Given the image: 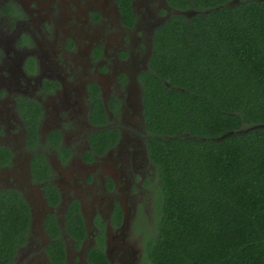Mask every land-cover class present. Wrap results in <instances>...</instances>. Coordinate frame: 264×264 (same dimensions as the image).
<instances>
[{"label": "trees", "instance_id": "16d2710c", "mask_svg": "<svg viewBox=\"0 0 264 264\" xmlns=\"http://www.w3.org/2000/svg\"><path fill=\"white\" fill-rule=\"evenodd\" d=\"M168 1L196 12L173 14L155 29L148 69L139 76L157 214L153 226L146 221L138 230V264H264V128L238 132L264 124V0ZM117 2L122 23L133 27L132 0ZM20 109L37 133L41 105L21 99ZM92 116L106 119L100 99ZM109 135L103 130L93 139ZM34 165L42 180L49 179L47 164L37 159ZM146 185L152 186L149 179ZM46 193L58 203L54 184ZM65 224L81 245L87 230L77 200ZM30 226L22 194L0 191V264L11 262ZM45 228L53 238L47 250L53 263L66 264L53 214ZM86 264H112L103 232Z\"/></svg>", "mask_w": 264, "mask_h": 264}, {"label": "flooded vegetation", "instance_id": "af4514ba", "mask_svg": "<svg viewBox=\"0 0 264 264\" xmlns=\"http://www.w3.org/2000/svg\"><path fill=\"white\" fill-rule=\"evenodd\" d=\"M141 1L132 0L136 14L133 27L122 23L117 0H86L88 8L85 10H92L89 17L94 23L104 18H113V22L116 17L131 30L140 23L137 4H143ZM154 1L161 7L153 15L145 58L131 60L130 66L134 52L127 47L116 49V59H110L107 45L100 44L99 37L92 36L86 42V49L81 50L83 55H90L93 62H99L91 69V74L75 71L70 62L78 45L76 29H64L63 25L59 28L55 13L44 11L41 14L33 0H27V4L0 0V191L17 190L31 211L26 243L16 248L9 264H54L47 251L53 241L45 228L49 214H53L60 225L66 264L72 261L69 240L74 253L79 254V264H86L88 251L102 232L105 252L112 264H127L128 254L132 255L133 264H138L139 256L136 258L137 252L134 253L129 244L139 234L138 220L145 216L141 214L143 205L136 206L139 201L131 195L129 183L137 176L129 171L136 162L138 152L133 149L138 143L146 147L148 155V131L139 76L148 69L155 29L173 14L192 16L196 12L176 9L168 0ZM74 6L83 7V2L76 0L70 9ZM83 11L82 24L87 18ZM68 20L76 23L79 18L69 15L66 22ZM104 39L110 43L112 36ZM109 72L115 74L116 84L106 86L104 78ZM117 88L120 90H115ZM96 98L104 104L106 119L95 122L92 114ZM21 99L36 101L43 109L37 121V133L31 132L21 114ZM46 100L50 104H46ZM126 103L132 107L129 114H124ZM135 107L144 120L145 143L136 122L130 119ZM103 130L110 131L106 140L93 139ZM37 159L48 165L49 179L42 180L35 172ZM148 161L151 162L149 156ZM49 183L54 184L59 193L57 204L47 196ZM125 185L128 191L119 197L116 192ZM74 200L80 204L87 230L81 245H77L65 228L66 212ZM35 209L43 210L40 218ZM36 219L38 226L34 229Z\"/></svg>", "mask_w": 264, "mask_h": 264}, {"label": "rangeland", "instance_id": "374dc122", "mask_svg": "<svg viewBox=\"0 0 264 264\" xmlns=\"http://www.w3.org/2000/svg\"><path fill=\"white\" fill-rule=\"evenodd\" d=\"M24 4H27V0H18ZM83 2V7H71V3H76V0H33V2L37 3L36 9H39L41 14L46 12H54L56 15V19L58 21V26L61 28L65 27L64 29L70 28V29H76L77 35L76 39L78 41V45L75 48V55H73V58L70 59V62L72 66L74 67V70L80 73H93L92 68L96 66L99 62H93L89 56L90 55H83L81 50L86 49V42L87 40L91 39L92 36L99 37V43L100 44H106L108 48V58L110 59H116V49H125V48H131L133 53L132 59H130V66L131 60H139L142 61L145 58V54L147 51V46L149 44V41L151 40V30L152 26L151 23L153 21V15L156 14V10L161 7L160 4H157L154 0H142L144 1L143 4L139 5L137 4V11L140 13V23L138 26H136L134 29H127L125 28L119 21L118 18L115 17L113 22L111 20L113 18H104L103 20H100L98 22L91 21V16L89 17V14L92 10H85L88 8L86 0H80ZM141 1V2H142ZM86 11L87 18H85L84 24H82L81 19L83 20L84 17L81 15L82 11ZM83 11V12H84ZM29 14V12H28ZM36 17H39L38 13L35 12ZM72 16L74 19L79 18L78 22L73 21H67L68 16ZM38 20V19H36ZM66 23V24H65ZM35 31L38 30V28L34 29ZM100 36L102 38L100 39ZM109 36H112V41L110 43L106 42V39ZM104 37V38H103ZM39 39V38H38ZM97 40V41H98ZM39 42L41 40L39 39ZM98 44V43H97ZM96 44V45H97ZM90 46V44L88 45ZM87 51V50H85ZM104 61H107L106 59H103ZM103 60L101 63L103 64ZM128 62V61H127ZM129 64V62H128ZM114 73L109 72L106 78H104V84L108 86L109 84H116L114 81ZM98 76V74H96ZM115 90H120V88H117ZM127 94V91H126ZM46 104H50L49 101H45ZM132 109L126 103V106L124 108V114H129V110ZM134 122H136L137 125V131L140 134V138H143V141L145 143V135H144V120L141 118V115L139 114V109L135 107V111L132 114V117H130ZM20 126L22 127V124L20 123ZM134 151L138 152L136 155V162L135 165L132 166V169L129 172L134 173L135 176H137L131 183H129V188L132 191L131 195L133 196V199H137L139 202L135 205L142 204L143 207L141 209V214L147 218L148 223L150 226L154 225L155 222V215L157 214V208L155 204V196L154 191L152 187L156 186L155 182V171H154V165L148 161V155L146 151V147L142 145L141 143H138L137 148L133 149ZM117 154L115 153L114 157ZM149 179L151 181V187L146 185V180ZM156 189V188H155ZM127 189V185H125L124 188L121 189V191H117L116 194L119 197H122L125 195ZM134 205V206H135ZM133 206V204H132ZM159 209V207H158ZM43 211V210H42ZM41 210L35 209L36 215L38 218L41 217ZM145 218L138 220V227L141 229H146V220ZM38 226L37 219L35 220L34 229H36ZM140 234L133 237L130 241L129 246H131L130 249L134 251V253L137 252L136 258H141L142 255V247H143V239ZM71 241L69 240L67 245L69 247L70 255L72 256L71 264H79V254L74 253L71 246ZM126 249V248H125ZM132 255L128 254V257L130 260L127 264H133L134 259H131Z\"/></svg>", "mask_w": 264, "mask_h": 264}, {"label": "water", "instance_id": "95a60500", "mask_svg": "<svg viewBox=\"0 0 264 264\" xmlns=\"http://www.w3.org/2000/svg\"><path fill=\"white\" fill-rule=\"evenodd\" d=\"M184 13H186V12H184ZM192 14H195V12H193ZM259 128H264V124H256V125H252V126L246 128V129H242V130H240V131H238V132L249 131V130H255V129H259ZM233 133H234V132L231 131V132L228 133V134H233ZM225 136H226V135H225ZM221 138H222V137H221Z\"/></svg>", "mask_w": 264, "mask_h": 264}]
</instances>
